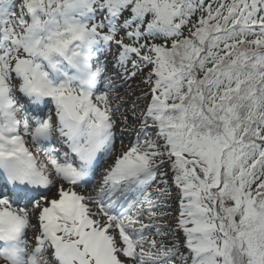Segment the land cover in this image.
Segmentation results:
<instances>
[{
  "label": "snow or ice",
  "instance_id": "6c2138e0",
  "mask_svg": "<svg viewBox=\"0 0 264 264\" xmlns=\"http://www.w3.org/2000/svg\"><path fill=\"white\" fill-rule=\"evenodd\" d=\"M0 264H264V0H0Z\"/></svg>",
  "mask_w": 264,
  "mask_h": 264
}]
</instances>
